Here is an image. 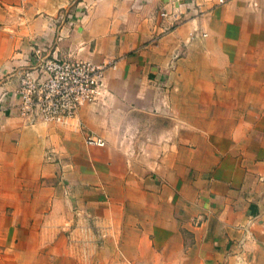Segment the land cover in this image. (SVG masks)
<instances>
[{
  "label": "crops",
  "instance_id": "1",
  "mask_svg": "<svg viewBox=\"0 0 264 264\" xmlns=\"http://www.w3.org/2000/svg\"><path fill=\"white\" fill-rule=\"evenodd\" d=\"M35 49L105 64L98 98L21 116ZM263 83L264 0H0V206L30 208L10 220L52 263L98 238L132 264H264Z\"/></svg>",
  "mask_w": 264,
  "mask_h": 264
},
{
  "label": "built area",
  "instance_id": "2",
  "mask_svg": "<svg viewBox=\"0 0 264 264\" xmlns=\"http://www.w3.org/2000/svg\"><path fill=\"white\" fill-rule=\"evenodd\" d=\"M34 53L29 68L19 72L17 106L21 116L30 121H63L75 116L81 104L98 98L105 64L46 56L40 49ZM86 142L105 143L101 136L91 133L86 135Z\"/></svg>",
  "mask_w": 264,
  "mask_h": 264
},
{
  "label": "rangeland",
  "instance_id": "3",
  "mask_svg": "<svg viewBox=\"0 0 264 264\" xmlns=\"http://www.w3.org/2000/svg\"><path fill=\"white\" fill-rule=\"evenodd\" d=\"M264 86V83H263ZM264 103V96H263ZM248 119H264V105L263 111L254 112L247 111ZM1 181V176H0ZM4 185L0 184V188ZM12 192L0 191V197H9ZM30 212V208L26 207H13V206H0V264H99L102 258H106L111 261L109 264H115L116 262H124L125 264H132L127 262L126 257L123 256L120 251L114 255H98V238L97 239H77L72 238L67 240L70 251L68 253L57 252L58 260L52 263V257H54L53 251L49 248V243H58L55 239H43L39 234V238L33 237L24 241L21 237L25 234L24 231L15 230V226L19 228L20 223H16L10 220V217L15 218V215L24 216ZM5 215V216H4ZM9 216V217H8ZM19 230V229H18ZM113 240H104L101 246L107 247ZM128 240H125V243ZM70 242V244H69ZM114 242V241H113ZM117 242V240L115 241ZM114 242L113 247L117 249V244ZM68 255V256H67ZM102 264V263H101Z\"/></svg>",
  "mask_w": 264,
  "mask_h": 264
}]
</instances>
